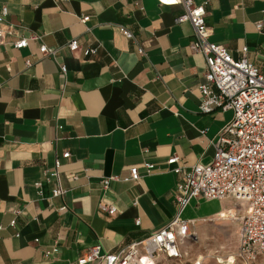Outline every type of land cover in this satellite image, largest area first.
I'll return each instance as SVG.
<instances>
[{"label": "crops", "instance_id": "1", "mask_svg": "<svg viewBox=\"0 0 264 264\" xmlns=\"http://www.w3.org/2000/svg\"><path fill=\"white\" fill-rule=\"evenodd\" d=\"M207 1L210 40L234 58L247 46L248 60L264 71V0ZM2 6L15 28L0 44V264H76L96 244L117 251L168 222L179 177L171 171L177 164L166 160L177 156L185 168L209 163L213 141L232 118L231 111L198 108L205 61L190 48V23L177 21L181 6L173 0H0ZM20 37L27 47L14 48ZM72 39L78 51L67 48ZM43 44L58 50L41 58ZM87 48L96 51L85 57ZM65 151L70 156L61 159L58 176L65 193L51 198L53 184L42 173ZM144 162L155 168L146 173ZM134 166L137 181L103 187L104 179H123ZM225 200L241 204L233 213L241 217L246 202L226 198L205 200L216 207L207 212L200 211L203 199H193L181 218L213 221L232 213ZM192 227L201 241L217 229ZM238 238L239 232L237 244ZM54 246L58 252L47 253Z\"/></svg>", "mask_w": 264, "mask_h": 264}, {"label": "built area", "instance_id": "2", "mask_svg": "<svg viewBox=\"0 0 264 264\" xmlns=\"http://www.w3.org/2000/svg\"><path fill=\"white\" fill-rule=\"evenodd\" d=\"M181 6L182 12L178 22H188L193 29L190 43L192 52L204 57V81L199 83L198 108L202 112L231 111V120L218 132L212 145L214 153L209 163L197 162L188 168L179 165V157L171 156L166 160L168 166L176 165L171 171L179 179L174 188L176 202L175 215L162 226L155 229L139 241H130L117 251L104 252L99 244L90 247L76 261V264H87L97 261L98 264H162L163 260L182 262L186 254L181 249L186 241L196 239L191 228L195 220H184L181 213L191 200H222L233 198L246 202V208L239 219L240 230L237 248L227 264H264V71L247 58L248 47L244 46L237 58L232 57L227 48L210 40L211 28L206 23V6L208 1L195 3L194 0H173ZM7 7L0 10V44L4 37L15 28L6 21ZM87 22L89 16H83ZM260 29L262 23L256 24ZM119 31L138 45L133 34L123 25ZM28 39L20 37L12 43L17 49L27 47ZM71 52L80 49L77 39L66 43ZM40 57L53 55L57 48L39 46ZM95 49L87 48L82 54L87 57L95 53ZM139 54H144L137 46ZM25 65H32L30 60ZM65 75L66 68L61 66ZM69 151L56 157L52 168H44L42 178L53 184L50 197H60L65 190L58 183L61 159L69 158ZM145 172H151L153 163L144 162ZM141 177L138 167H131L129 175L123 179L112 176L103 180L107 188L111 180L137 181ZM41 181L35 183L39 196L43 195ZM63 206L61 209H65ZM102 210L110 215L116 208L110 204H102ZM230 214V213H228ZM222 215L221 213L219 214ZM224 218V217H220ZM15 220L10 221L14 226ZM139 224V219L135 220ZM58 247L47 250V253L58 252ZM199 259L191 264H202ZM223 264V262H217Z\"/></svg>", "mask_w": 264, "mask_h": 264}, {"label": "rangeland", "instance_id": "3", "mask_svg": "<svg viewBox=\"0 0 264 264\" xmlns=\"http://www.w3.org/2000/svg\"><path fill=\"white\" fill-rule=\"evenodd\" d=\"M203 200L200 204V211L207 212L211 208L215 207L214 203L208 204V202H204ZM224 207H228V209H232V213H226L224 218H215L211 221L209 218L204 217L205 219L197 220L194 224L196 230H211L212 228L217 227L216 232L211 235V237L206 241H201L198 239L196 235V239L190 241V243H186L183 246V251L186 254L182 258V262H174L173 261H163L162 264H191L194 260L199 259L202 264H217V259L221 260L227 264L226 260L229 259V256H232L235 252L237 245V235L240 228V223L237 219L232 218V214L241 207L240 203H235L233 201H226L224 203ZM216 208V207H215ZM195 214H199L198 210H196ZM202 214V213H201ZM216 225V226H215ZM191 230L194 232L193 227ZM219 261V262H221Z\"/></svg>", "mask_w": 264, "mask_h": 264}, {"label": "bare ground", "instance_id": "4", "mask_svg": "<svg viewBox=\"0 0 264 264\" xmlns=\"http://www.w3.org/2000/svg\"><path fill=\"white\" fill-rule=\"evenodd\" d=\"M226 213H230V211H229V210H227V211H223V212H222V215L219 216V217H224V216H226ZM230 258L232 259V256H229V259H230ZM219 261H220V259H219V260L217 259V262H219Z\"/></svg>", "mask_w": 264, "mask_h": 264}]
</instances>
